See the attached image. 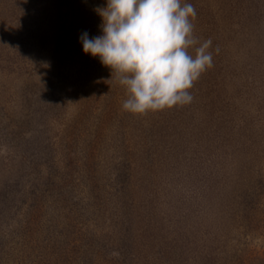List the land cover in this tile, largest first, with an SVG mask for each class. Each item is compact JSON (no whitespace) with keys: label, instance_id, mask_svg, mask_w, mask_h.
<instances>
[{"label":"rangeland","instance_id":"obj_1","mask_svg":"<svg viewBox=\"0 0 264 264\" xmlns=\"http://www.w3.org/2000/svg\"><path fill=\"white\" fill-rule=\"evenodd\" d=\"M189 2L213 64L133 114L107 0H0V264H264V0Z\"/></svg>","mask_w":264,"mask_h":264},{"label":"clouds","instance_id":"obj_2","mask_svg":"<svg viewBox=\"0 0 264 264\" xmlns=\"http://www.w3.org/2000/svg\"><path fill=\"white\" fill-rule=\"evenodd\" d=\"M102 34L80 41L126 89L123 109L133 114L184 106L194 83L213 64L211 39L195 35L189 0H107L98 9Z\"/></svg>","mask_w":264,"mask_h":264}]
</instances>
